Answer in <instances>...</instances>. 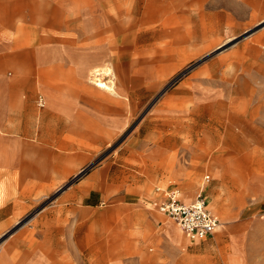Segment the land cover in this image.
<instances>
[{
	"label": "rangeland",
	"instance_id": "374dc122",
	"mask_svg": "<svg viewBox=\"0 0 264 264\" xmlns=\"http://www.w3.org/2000/svg\"><path fill=\"white\" fill-rule=\"evenodd\" d=\"M120 1L126 35L89 40L107 72L57 75L77 98L78 117L66 119L77 128L47 117L43 135L0 133V264H230L236 253L242 264H264V182L248 180L264 168V117L249 116L264 110V0H213L224 23L206 40L167 36L166 4L185 0ZM66 2L0 0V43L11 52L15 39L37 33L40 12H71ZM3 74L27 98L40 71ZM45 108L31 104V119ZM92 176L107 195L102 205L67 196ZM158 186L204 199L218 229L190 242L155 209Z\"/></svg>",
	"mask_w": 264,
	"mask_h": 264
},
{
	"label": "crops",
	"instance_id": "0c3cea01",
	"mask_svg": "<svg viewBox=\"0 0 264 264\" xmlns=\"http://www.w3.org/2000/svg\"><path fill=\"white\" fill-rule=\"evenodd\" d=\"M66 1V5H69L71 12L49 15L40 12L37 18V33L34 36H29L24 43L15 39L12 43L11 52H8L7 48L0 43V133H38L43 135L47 133V117L54 119L55 127L63 125L72 126L76 129L77 121L73 123L70 120L67 122V120L72 119V117H78V112L76 111L77 98L62 92L61 84L56 80L57 75L62 70L71 69L93 71L92 74L99 69L102 74H105L107 72L105 62L102 57H95V48L91 47L89 40L95 37H107L109 34L111 36L114 35L116 38L126 35L125 20L122 14L123 11L120 8L122 5L120 0ZM6 5H9V0ZM214 7H216V4L213 0H185L181 5L167 2V36L175 37V34L180 35L181 33L178 32H182L181 30L186 31L187 36L194 39L202 38L206 40L207 37L220 36L219 33L224 22L218 18L220 12ZM15 13H20V9L17 8ZM151 18L152 21H158V15H151ZM180 22H183L184 25H181ZM79 23H82L81 27L83 29L75 35L72 31L78 27ZM67 31L72 32L70 38L62 36L67 34ZM111 31L112 33H110ZM10 56L13 57L14 62L10 61ZM10 66L16 69L29 67L40 71L36 85L32 89L33 96L27 95L28 97L25 98L21 84L12 89L11 81L3 74V71ZM38 91L40 93L36 95L35 92ZM94 98H97L96 95L90 97L83 95V99L87 102H93ZM40 99L43 100V106L39 104ZM210 99H212L211 101H216L218 96ZM119 103L121 104V101ZM123 103L125 104V102ZM31 104H34V106L37 104L40 108L46 107L39 115L37 122L31 119L29 112ZM249 116L264 117V110L262 115H258L253 110ZM168 143H171L170 139ZM69 147L74 148V146L70 145L66 148ZM78 148L83 147L78 145ZM252 173L253 176L248 178V180L264 182V168ZM206 175H209L211 180V175L209 173L205 174L202 178L201 189L210 181L205 180ZM95 178L96 176L86 178L78 186L71 187L66 192L67 196L72 200L81 199L86 207H99L104 203L107 195L100 188ZM155 188L159 194V198H156L153 202L156 209V205L167 200L168 191H173L174 189H167L161 186ZM129 198L133 201L136 197ZM183 201L191 203L187 200ZM157 212L163 214L158 210ZM155 218L159 219L156 215ZM178 228L176 225H169L168 232L177 237L179 235ZM183 233L190 242L197 243V241L204 240H191L184 231ZM230 258V264H242L245 260L237 253L231 255ZM247 259V262L251 261L249 257Z\"/></svg>",
	"mask_w": 264,
	"mask_h": 264
},
{
	"label": "built area",
	"instance_id": "2783aa9c",
	"mask_svg": "<svg viewBox=\"0 0 264 264\" xmlns=\"http://www.w3.org/2000/svg\"><path fill=\"white\" fill-rule=\"evenodd\" d=\"M39 104L44 105L42 99ZM205 180L209 181L210 176L206 175ZM156 209L174 220L191 240L205 239L220 226L219 217L209 209L204 199L186 203L175 190L168 191L167 200L156 205Z\"/></svg>",
	"mask_w": 264,
	"mask_h": 264
},
{
	"label": "bare ground",
	"instance_id": "6f19581e",
	"mask_svg": "<svg viewBox=\"0 0 264 264\" xmlns=\"http://www.w3.org/2000/svg\"><path fill=\"white\" fill-rule=\"evenodd\" d=\"M95 81H96V83H97V85L99 86V87H104V88H107V89H111L112 87V84H111V86H110V84H108V83H106V82H104L103 81V79H101V78H99V77H97L96 79H95ZM227 130V129H226ZM232 132V131H231Z\"/></svg>",
	"mask_w": 264,
	"mask_h": 264
}]
</instances>
